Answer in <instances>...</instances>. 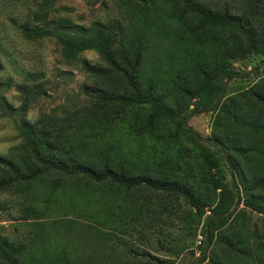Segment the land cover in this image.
<instances>
[{
  "label": "rangeland",
  "instance_id": "374dc122",
  "mask_svg": "<svg viewBox=\"0 0 264 264\" xmlns=\"http://www.w3.org/2000/svg\"><path fill=\"white\" fill-rule=\"evenodd\" d=\"M35 1L41 2L0 0V85L10 83L0 96L18 111L28 96L19 89L29 94L23 119L45 125L56 149L54 159H72L94 170L107 164L130 176L189 180L204 191L217 188V194L232 189L225 161L202 139L223 135L239 141L237 137L245 135L246 128L234 126L227 115L229 102L244 106L241 117L264 112V103L257 100L264 99V0H194L213 12L240 17L259 36L256 52L234 60L225 57L219 63H214L222 52L217 42L208 49L190 43L188 36L195 33L221 43L226 38L230 42L234 32L184 14L181 0H52L47 11L48 19L69 20L76 35L89 34L91 29L110 35L122 67L144 47L134 83L141 92L159 96L179 111L178 121L214 99L212 93H198L191 85L201 82L192 53L198 54L202 68L209 67L208 61L214 63L213 83H226L225 107L198 111L187 121L202 139L157 118L151 105L122 110L117 102L107 100L108 93L119 92V84L125 82L97 53L85 51L77 60L67 61L54 38L27 39L22 28L38 26L31 19ZM165 12L173 18L163 17ZM154 70L157 76L151 73ZM231 72L242 75L226 79ZM103 79L110 80L101 89ZM17 147L19 154H32L18 136L14 118L0 115V155ZM252 156L235 157L237 167L252 174L261 170L264 161L244 163ZM39 167L41 174L31 183L0 188V242L11 249L8 256L0 251V264H10L8 257L18 264L199 263L209 213L199 217L187 203L146 188L126 191L82 175H67L47 163ZM241 197L250 199V192L241 191ZM260 198L264 200V189ZM185 213L190 218L185 219ZM237 214L227 228L217 231L203 264H264V215L243 203ZM228 244L237 245L240 253Z\"/></svg>",
  "mask_w": 264,
  "mask_h": 264
},
{
  "label": "trees",
  "instance_id": "16d2710c",
  "mask_svg": "<svg viewBox=\"0 0 264 264\" xmlns=\"http://www.w3.org/2000/svg\"><path fill=\"white\" fill-rule=\"evenodd\" d=\"M181 3L184 14L196 17L213 28H226L234 32L230 42L226 38L221 43L220 40L215 41L213 37L199 36L195 33L188 36L190 43L195 42L197 46H207L208 49H211L217 42L222 52L217 56L214 63H219L225 57L228 60L243 58L258 50L259 36H255L253 29L247 26L240 17L227 13L213 12L194 0H181ZM51 4L52 0H41L40 3L35 1V11L32 13L31 19L32 23L38 26L22 28L27 39L54 38L61 47L62 57L67 61L77 60L78 56L85 51L97 53L112 64V70L118 74L119 80L125 82V84H119V92H112V95L108 93L107 100L117 102L122 110L134 105H151L157 118L166 119L175 125L177 130L194 138L202 139L196 131L187 125V121L198 111L216 112L220 107H223V94L226 83L219 85L213 83L216 79V68L212 66L214 63L211 65L208 61L209 67L202 68L196 59L198 54L192 53L195 57L193 60L197 63L196 67L200 73L199 79H201V82L196 81L191 83V85L194 86L198 93L204 90H207L208 94L212 93L214 99L208 105H198V107L183 114L178 121L176 118L177 114H180L179 111L177 112L175 109L168 107L161 97L141 92L134 83V78L139 76L141 72L144 47L139 48L134 54L133 60L122 67L113 53V40L110 35L105 34L100 29H91L89 34L86 35L74 34L72 32L73 25L69 20H51L47 18V11ZM161 14L165 18H173V14H168L167 12ZM180 46L183 48L181 41ZM184 52L186 56V51L184 50ZM261 64H264V61ZM258 70V68H255L253 73H257ZM151 73L157 76L155 70ZM241 75L240 73L231 72L226 76V79L232 80ZM109 80L103 79L99 83L101 89L105 82L109 84ZM123 86H126V88L124 89ZM150 87L153 88V85L150 84ZM8 88H10L9 82L0 85V90L3 89L5 91ZM19 91L23 95L29 96L22 88ZM28 96L25 97L21 109L18 111H15L6 102L5 98L0 96V115L14 118L15 130L18 136L27 143L32 151V154L28 157L27 154H19L20 148L17 147L7 155H0V188L14 186L18 183H31L41 174L39 163H47L50 168L60 170L67 175H82L93 181L106 182L110 186L125 189L126 191L134 188H146L157 195L164 196V198L183 201L191 206L195 211V215L199 217L209 213L203 226L204 246L198 264H203L206 261V257L211 254L210 249L215 240V234L218 230L227 228L234 217L238 215L237 208L240 204L243 203L251 211L264 215V200L260 198L264 189V171H262L264 166L261 170L253 171L254 174H252L251 172L245 173L241 171L240 169H243V167L240 166L238 168V164L235 163L237 162L235 157L244 156L246 158L247 154L253 156L251 159H243L245 164L251 166L254 160L264 161V150L262 151L264 149V112L261 115L258 113L254 116L241 117L240 112L244 109V106H236L229 102V106L226 108L229 111L227 115L232 116V124L234 126L242 125L246 128L245 135L242 137L238 136L237 139L239 141L223 135L202 139L221 155L226 163L228 172L231 174L232 189L230 191H221L217 194V188L204 191L189 180L167 177L153 178L149 174L130 176L123 171L112 170L107 164L99 170H94L86 165L77 164L72 159L64 161L54 159L52 152L56 149L49 143L45 125H41L40 122L30 124L23 119L29 102ZM102 98L105 100L104 95ZM257 100L264 103V99ZM260 110L261 108H259ZM232 111H235V114ZM251 111L249 110L250 114ZM244 168L249 169L250 167ZM243 190L250 192V199L241 197V191ZM184 218L188 219L190 216L185 213ZM228 247L232 248L233 252L240 253L237 245L228 244ZM9 250L11 251V249ZM9 250L6 245L0 242V251L5 253L4 256H8ZM8 260L10 264H18L10 257H8Z\"/></svg>",
  "mask_w": 264,
  "mask_h": 264
}]
</instances>
